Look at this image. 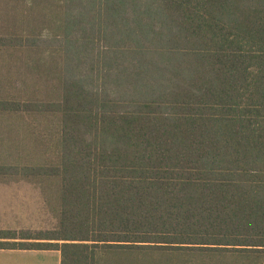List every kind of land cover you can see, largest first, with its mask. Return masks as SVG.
Wrapping results in <instances>:
<instances>
[{
    "label": "trees",
    "instance_id": "obj_1",
    "mask_svg": "<svg viewBox=\"0 0 264 264\" xmlns=\"http://www.w3.org/2000/svg\"><path fill=\"white\" fill-rule=\"evenodd\" d=\"M0 77V175L56 218L0 248L264 264V0H0Z\"/></svg>",
    "mask_w": 264,
    "mask_h": 264
},
{
    "label": "rangeland",
    "instance_id": "obj_2",
    "mask_svg": "<svg viewBox=\"0 0 264 264\" xmlns=\"http://www.w3.org/2000/svg\"><path fill=\"white\" fill-rule=\"evenodd\" d=\"M9 74L11 79L32 82L23 67H12ZM0 82L7 83V79L0 77ZM35 88L39 91L44 89L40 83H37ZM10 163L9 161L6 164ZM3 179L13 183L0 184V193L6 192L8 195H0V232H15L19 236L25 233L35 235L39 231L52 230L56 226L55 214L46 201L41 185L22 177L10 178L0 175V180Z\"/></svg>",
    "mask_w": 264,
    "mask_h": 264
},
{
    "label": "crops",
    "instance_id": "obj_3",
    "mask_svg": "<svg viewBox=\"0 0 264 264\" xmlns=\"http://www.w3.org/2000/svg\"><path fill=\"white\" fill-rule=\"evenodd\" d=\"M2 179V178H1ZM13 182L0 180V184L9 185ZM1 196H8L6 192ZM60 264L58 250L10 249L0 248V264Z\"/></svg>",
    "mask_w": 264,
    "mask_h": 264
}]
</instances>
